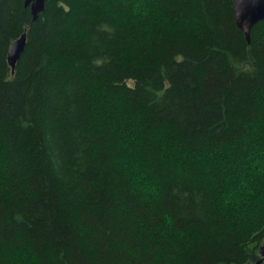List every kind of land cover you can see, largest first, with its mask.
<instances>
[{"label": "trees", "instance_id": "obj_1", "mask_svg": "<svg viewBox=\"0 0 264 264\" xmlns=\"http://www.w3.org/2000/svg\"><path fill=\"white\" fill-rule=\"evenodd\" d=\"M233 2L0 0V264H258L264 21Z\"/></svg>", "mask_w": 264, "mask_h": 264}, {"label": "water", "instance_id": "obj_2", "mask_svg": "<svg viewBox=\"0 0 264 264\" xmlns=\"http://www.w3.org/2000/svg\"><path fill=\"white\" fill-rule=\"evenodd\" d=\"M46 0H25V8H29L33 21H36L40 14L45 11ZM234 15L238 30L250 41L253 28L261 21H264V0H234ZM27 46V31L11 44L8 54V61L15 71L18 61L25 53ZM262 258L258 262L261 264L264 258V245L260 250Z\"/></svg>", "mask_w": 264, "mask_h": 264}]
</instances>
